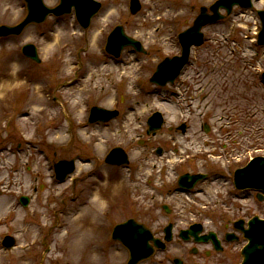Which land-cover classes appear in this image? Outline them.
<instances>
[{
    "label": "rangeland",
    "instance_id": "374dc122",
    "mask_svg": "<svg viewBox=\"0 0 264 264\" xmlns=\"http://www.w3.org/2000/svg\"><path fill=\"white\" fill-rule=\"evenodd\" d=\"M98 1L102 8L88 29L71 13L0 37V264L39 261L46 245L51 250L43 264H81L94 254L89 246L103 245L105 233L95 224L106 218L100 213L109 209L108 199L116 208L107 215L111 223L153 211L152 195L155 188L163 192L164 180L148 181L161 166L172 171L171 182L187 170L210 173L200 192L178 194L185 202L170 200L171 207L264 217V200L252 190H235L232 182L237 167L264 155V47L256 42L264 0L235 7L205 27V40L193 47L181 76L165 86L149 81L156 66L180 54L178 34L215 0H139L136 14L130 0ZM26 13L24 0H0V25H14ZM117 25L146 53L127 47L118 59L107 55L106 40ZM26 43L37 46L40 62L23 54ZM92 106L118 109L119 116L88 123ZM155 111L165 124L148 136L147 118ZM116 146L128 153V166L104 162ZM63 158L76 160L67 184L54 173L53 162ZM72 176L78 177L74 185ZM21 195L31 198L26 208ZM83 201L84 208L78 206ZM74 208L78 214L68 215ZM7 234L16 238L13 248L2 245Z\"/></svg>",
    "mask_w": 264,
    "mask_h": 264
},
{
    "label": "flooded vegetation",
    "instance_id": "af4514ba",
    "mask_svg": "<svg viewBox=\"0 0 264 264\" xmlns=\"http://www.w3.org/2000/svg\"><path fill=\"white\" fill-rule=\"evenodd\" d=\"M110 167L117 166L111 165ZM154 167L156 168V166ZM165 167L167 166H161L157 170V174H150L154 179L149 178L148 181V183H160L164 180L161 183L163 192L155 188L156 194L152 195L153 211L131 214L124 220L119 222L115 220L111 223V220H106V218L111 214V211L115 212L116 208L108 199L106 206H110L109 209L100 213L102 217L106 218L100 217L102 220L95 224L102 235L105 233L103 245L100 247L89 246L94 254L87 255V258L84 256L85 260H81V264H133L134 258L130 248L113 237L115 227L128 220H134L140 225V227L131 226L124 233L127 239L131 238L132 244L136 239V242L140 243V252L137 255L141 256V259L136 264H238L241 262V240L243 239L241 215L229 217L228 212H202L196 209L186 211L185 207L178 203H173V206H170V200L185 202V198H180L177 196L178 194L193 196L192 193L200 192L198 188L210 177L209 171H185L184 173L206 175L193 188L187 189L182 187L177 180L171 182L169 179L172 171L169 172ZM176 172L178 171L176 170ZM157 179H161V181ZM171 183L172 185H169ZM165 188L167 189L164 190ZM159 196L161 199L163 198V201L155 200ZM62 201L66 205L65 200ZM87 205L83 201L78 206L84 208ZM156 208H159L160 212ZM73 210L77 212L68 213V215L78 214L79 208ZM100 215L95 214L97 218ZM168 235H170V239H167ZM133 246L135 245L133 244ZM139 248L137 246V249ZM147 248L152 249L151 253ZM49 252L50 247L46 246L39 261L31 259L24 262L25 264H43L45 255ZM64 252L68 251L64 250ZM137 255L136 258H138ZM65 263L69 264V261ZM53 264H59V262Z\"/></svg>",
    "mask_w": 264,
    "mask_h": 264
},
{
    "label": "water",
    "instance_id": "95a60500",
    "mask_svg": "<svg viewBox=\"0 0 264 264\" xmlns=\"http://www.w3.org/2000/svg\"><path fill=\"white\" fill-rule=\"evenodd\" d=\"M28 6V15L25 20L17 26H0V35L19 34L26 25L31 22H42L50 14L61 15L72 11L75 7L76 15L82 26L87 28L90 25L91 18L99 11L101 4L95 0H61L56 8L47 7L43 0H26ZM234 5H240L244 8L252 7V0H218L211 7L212 14L208 13L206 7L201 8L200 15L195 19L194 24L186 31L180 33L179 40L182 46V54L172 58H165L157 67L156 72L151 77V82L159 85H166L168 82H174L181 73V70L189 61L191 47L200 44L204 40L202 28L210 23L217 22L224 16L220 14V8H225L230 14ZM140 9L138 0H132L131 10L136 13ZM259 15L263 28L259 34V43L264 45V10H259ZM125 46H133L138 51H144L141 43L128 36L122 26H117L108 37L107 51L119 56ZM24 52L35 60L39 61L36 49L33 45L24 47ZM118 115V111H110L100 107H94L91 111V121L109 120ZM164 118L160 112H155L148 121V134H155L163 125ZM106 161L110 164H127L128 155L122 148L113 149L107 156ZM57 178L64 180L67 174L74 170V160H62L55 164ZM191 178L190 175L183 176L180 180L186 181ZM195 179V176H192ZM236 186L243 188H252L264 191V157L259 156L252 159L245 167L235 173ZM27 204V197H22ZM243 221H241L242 224ZM132 223V221L128 222ZM127 223V224H128ZM127 224L119 225L114 231V237H119V230L125 228ZM249 243L242 250L243 262L241 264H264V219L255 216L249 221V228L243 230ZM5 245L11 247L15 240L8 236L4 241ZM139 244V243H137Z\"/></svg>",
    "mask_w": 264,
    "mask_h": 264
}]
</instances>
